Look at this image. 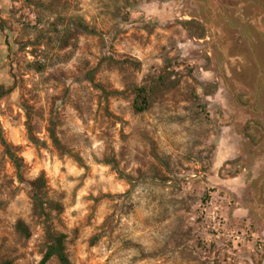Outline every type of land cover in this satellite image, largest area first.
Returning a JSON list of instances; mask_svg holds the SVG:
<instances>
[{
  "label": "rangeland",
  "instance_id": "obj_1",
  "mask_svg": "<svg viewBox=\"0 0 264 264\" xmlns=\"http://www.w3.org/2000/svg\"><path fill=\"white\" fill-rule=\"evenodd\" d=\"M144 15L152 18L142 22ZM0 83L10 88L0 103L12 111L18 103L24 125L23 136L14 124L4 128L0 109V169L21 166L3 141L15 157L20 146L11 136L35 143L34 130L49 139L53 130L57 137L59 125L74 126L84 113L119 125L121 140L145 145L134 157L137 176L124 177L141 188L143 205L122 204L120 216L105 215L99 233H63L71 264L81 245L97 249V264H123L130 252L128 264H264V0H0ZM140 87L148 107L137 113ZM57 139L52 144L65 152L75 135L64 136L63 145ZM103 162L117 163L110 154ZM20 195L38 218L28 194ZM57 195L64 194L53 190ZM96 203V215L115 207ZM43 207L46 221L62 210L53 199ZM19 220L0 221V261L25 264L19 242L33 233L24 222L29 235L19 234ZM44 250L45 241L27 255Z\"/></svg>",
  "mask_w": 264,
  "mask_h": 264
},
{
  "label": "clouds",
  "instance_id": "obj_2",
  "mask_svg": "<svg viewBox=\"0 0 264 264\" xmlns=\"http://www.w3.org/2000/svg\"><path fill=\"white\" fill-rule=\"evenodd\" d=\"M10 5L5 4V7ZM143 8L135 12L136 16H141ZM152 17L144 15L142 22H147ZM128 27L129 25H124ZM207 75V74H205ZM12 81L9 78L6 81V86L11 85ZM31 83L28 87H31ZM114 87L122 90L121 84H114ZM12 99H17V94H12ZM121 106L125 105L121 101ZM39 106V105H37ZM15 111L0 103V109H3L7 119L4 120V128H12L13 124L20 130L21 136L24 134L23 117L17 116L20 112V107L12 106ZM64 105L57 103V110L60 111ZM114 110V109H112ZM91 111L96 113V104H92ZM122 114L116 112V116L120 117ZM0 119H4L0 117ZM123 119H128L126 116ZM123 119L121 123H123ZM12 121V123H8ZM115 124V121L112 122ZM157 121L153 119L151 126L155 127ZM41 129L45 124H41ZM148 128L149 125H144ZM65 129L61 135L60 129ZM119 130V125L109 128L106 124L101 123L98 115H89L87 113L81 114L78 119L74 121V126L59 125L57 127V137L60 143H65L64 136H73L75 139L71 144H67V151L58 152L57 148L49 139V134L43 130H34L32 133L33 140L27 138H18L13 135L9 138L12 146H20L15 150L14 155L16 159L20 160L21 166L16 169H0V201L4 202V207H0V221L10 220L12 224L15 223L18 216L24 217V222L29 225L31 235L30 239H21L19 243L25 245L21 249L26 254L25 264H38L42 259L40 255H27L28 252H35L37 247L44 243L45 232L47 228H51L57 233H68L71 238V231L74 227L84 229L85 236L93 234V232H101L97 227L101 225L108 213L116 212V216H120L119 208L122 204L133 203L140 201L143 205L144 201L140 198L138 193L141 188L136 186L133 181L126 180L124 177H136V169L140 167L134 157L139 156L145 149L142 143H129L128 139L121 140L116 132ZM130 131V128H129ZM126 149V155L121 159V151ZM0 154H3V146H0ZM113 155L116 160V166L108 163L105 164V155ZM5 159H7L6 154ZM63 169V171L61 170ZM120 174H123L120 175ZM11 183H7L8 180ZM43 179L45 184L43 189H37V194L41 199H53L61 205L62 210H51L50 219L45 220L43 216L38 218L30 217L27 209L22 203V196L20 193H27L29 198H32V189L36 182ZM45 190L47 197L44 196ZM53 190L59 195L53 196ZM104 193H111L110 197H105ZM99 202L101 208L105 204L115 207H109L104 214L96 215V207ZM30 206V205H29ZM89 220L91 226L87 227ZM112 223L116 224V217L112 218ZM122 225L128 223L127 220L120 222ZM121 228H117L120 231ZM125 231L131 229H124ZM138 235V234H137ZM113 238H115L113 234ZM83 239V237H82ZM19 243L16 247H19ZM97 249L91 248L90 251L85 252L84 246L81 245L78 251L79 260L77 264H97L96 261L91 260L92 253ZM135 253L130 252L123 264H128V261ZM104 258H107L106 256ZM115 264V261L111 262Z\"/></svg>",
  "mask_w": 264,
  "mask_h": 264
},
{
  "label": "trees",
  "instance_id": "obj_3",
  "mask_svg": "<svg viewBox=\"0 0 264 264\" xmlns=\"http://www.w3.org/2000/svg\"><path fill=\"white\" fill-rule=\"evenodd\" d=\"M10 91V88H6L5 84L0 83V99L6 95ZM136 99L133 104V108L137 113L143 112L148 107V98L146 95V90L144 87H140L136 89ZM50 139L56 145H59V140L57 139L53 130L50 131ZM3 141V140H2ZM5 146V152L9 156V158L13 161L15 166L18 168L19 163L18 159H16L11 151L9 150L8 146L3 141ZM44 180L40 179L36 182L35 186L32 189L33 196L31 199V210L35 216H46L44 211V199H41L40 196L37 194V189L44 188ZM45 196V192H44ZM15 229L24 237L29 235V230L25 223L21 220L17 221L15 224ZM65 234L57 233L53 231L51 228H47L45 232V250L42 255V259L39 261L38 264H47L49 260L54 258L58 264H71L66 252H65ZM0 264H10L9 261H0Z\"/></svg>",
  "mask_w": 264,
  "mask_h": 264
}]
</instances>
